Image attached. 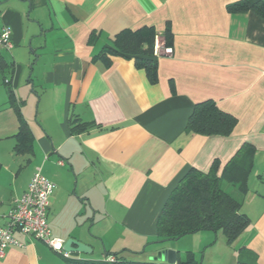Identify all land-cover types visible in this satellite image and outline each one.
<instances>
[{
  "label": "crops",
  "instance_id": "obj_1",
  "mask_svg": "<svg viewBox=\"0 0 264 264\" xmlns=\"http://www.w3.org/2000/svg\"><path fill=\"white\" fill-rule=\"evenodd\" d=\"M234 1L0 0V30L11 27L13 44L6 57L0 52V71L33 136L31 154L12 150L19 124L0 80V226L39 167L56 184L51 234L91 246L66 258L15 232L24 247L9 246L0 264L111 253L148 261L163 249L191 251L201 264H264V16L228 12ZM144 25L158 41L166 29L171 35L155 82L133 56L95 59L119 30ZM206 99L236 117L230 135L185 131L194 103ZM76 119L93 125L72 132ZM243 145L253 149L241 204L247 228L231 243L220 230L160 240L155 221L179 178L214 161L220 174Z\"/></svg>",
  "mask_w": 264,
  "mask_h": 264
},
{
  "label": "trees",
  "instance_id": "obj_2",
  "mask_svg": "<svg viewBox=\"0 0 264 264\" xmlns=\"http://www.w3.org/2000/svg\"><path fill=\"white\" fill-rule=\"evenodd\" d=\"M228 12H254L264 16V0H238L227 5ZM156 31L152 26H141L136 29L123 28L115 33L112 44L102 49L95 59L106 65L111 63L114 55L133 56L137 66L143 68L151 82L157 79L156 56L153 54ZM164 44L171 45L169 29L164 32ZM0 57V69L3 71L5 61ZM2 84L8 95V104L17 114L18 130L12 150L18 154H31L33 148L32 132L23 119L15 102L9 79L2 78ZM212 99L194 103V108L185 127L186 132L211 136H228L233 131L237 119L232 114L221 110ZM71 122L72 132L86 131L93 125L91 122ZM253 149L243 145L228 163L217 174L218 164L214 161L207 171L189 168L177 181L160 208L156 222V235L160 240L177 239L190 233L211 230L222 232L227 243H231L249 224L247 216L241 212L242 196L247 191V178L252 166ZM222 181L235 186L240 196H234L222 188ZM113 259H78L70 264H201L194 259L191 251L176 256L174 263L166 261H139L126 259L117 253ZM109 255V253H107ZM238 264H255L240 261Z\"/></svg>",
  "mask_w": 264,
  "mask_h": 264
},
{
  "label": "built area",
  "instance_id": "obj_3",
  "mask_svg": "<svg viewBox=\"0 0 264 264\" xmlns=\"http://www.w3.org/2000/svg\"><path fill=\"white\" fill-rule=\"evenodd\" d=\"M10 33L11 27L8 25L0 30V52L10 50L13 45ZM158 40L155 36L153 54L156 57L160 54L169 55L172 47ZM58 163L63 164V161L59 160ZM55 187L56 184L42 175L40 168L36 167L25 191L7 212L6 223L0 226V257L9 246L24 247L23 240L15 236V232L40 240L62 257H69V252L63 251L62 248L65 240L53 236L48 226V199ZM108 259L112 260L113 257Z\"/></svg>",
  "mask_w": 264,
  "mask_h": 264
},
{
  "label": "water",
  "instance_id": "obj_4",
  "mask_svg": "<svg viewBox=\"0 0 264 264\" xmlns=\"http://www.w3.org/2000/svg\"><path fill=\"white\" fill-rule=\"evenodd\" d=\"M88 235L91 236L90 233ZM63 251L69 252V253H87L90 252L91 246L87 243L82 242L81 240H78L73 237H69L64 241V244L62 246ZM176 253L172 249H163L160 250L155 257H151L150 261H166L167 263H174L176 260Z\"/></svg>",
  "mask_w": 264,
  "mask_h": 264
},
{
  "label": "rangeland",
  "instance_id": "obj_5",
  "mask_svg": "<svg viewBox=\"0 0 264 264\" xmlns=\"http://www.w3.org/2000/svg\"><path fill=\"white\" fill-rule=\"evenodd\" d=\"M3 53V55L6 57L7 56V54H6V52L5 51H3L2 52ZM3 74L4 73H2L1 71H0V80H2V76H3ZM1 85V84H0ZM222 188H224L225 190H227V191H229V193H231V194H233L234 196H238V191H237V189H236V187L235 186H232L231 184L229 185L228 183H226V182H222ZM199 258V257H198ZM134 260H138V259H134Z\"/></svg>",
  "mask_w": 264,
  "mask_h": 264
}]
</instances>
